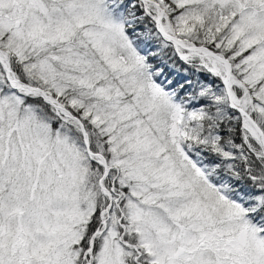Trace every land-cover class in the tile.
<instances>
[{"label":"snow or ice","instance_id":"6c2138e0","mask_svg":"<svg viewBox=\"0 0 264 264\" xmlns=\"http://www.w3.org/2000/svg\"><path fill=\"white\" fill-rule=\"evenodd\" d=\"M0 264H264V0H0Z\"/></svg>","mask_w":264,"mask_h":264}]
</instances>
